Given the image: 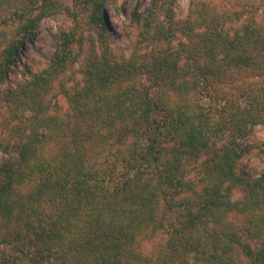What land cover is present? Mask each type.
I'll list each match as a JSON object with an SVG mask.
<instances>
[{
	"label": "trees",
	"instance_id": "1",
	"mask_svg": "<svg viewBox=\"0 0 264 264\" xmlns=\"http://www.w3.org/2000/svg\"><path fill=\"white\" fill-rule=\"evenodd\" d=\"M115 2L84 0L97 37L73 17L49 67L0 97V264H264V142L262 168L241 166L264 126V4L192 16L177 48L174 0H154L127 56L106 33ZM60 10L23 14L0 83ZM77 65L81 80L58 81Z\"/></svg>",
	"mask_w": 264,
	"mask_h": 264
},
{
	"label": "rangeland",
	"instance_id": "2",
	"mask_svg": "<svg viewBox=\"0 0 264 264\" xmlns=\"http://www.w3.org/2000/svg\"><path fill=\"white\" fill-rule=\"evenodd\" d=\"M43 0H7L0 11V43L5 46L17 38L22 17L34 6H38ZM60 4L61 10L55 16L43 19L37 28V31L26 42L21 51L19 62L9 70L8 78L4 83H0V97L6 90L15 89L20 84L31 79L32 75L47 69L56 52L58 42L60 41L61 31L71 29L74 25L73 17H77L82 26L86 41L95 39V31L90 32L88 19L90 11L83 3L84 0H54ZM263 0H174L166 24L174 27V33L169 37L166 43L169 46L182 48L181 42L187 43L189 37L184 30L185 22L192 16H196L199 21H211L215 15L219 17H228L238 10H248L254 5H258ZM154 0H116L114 4L108 5L105 11L107 21V36L110 44L117 50L125 52L129 56L140 32L138 22L139 16H144L152 8ZM68 8L69 11H65ZM232 17V16H231ZM234 19L228 21V28L237 25ZM24 20V19H23ZM242 23V21H241ZM202 31V29H200ZM233 32V31H231ZM87 43V44H88ZM86 45L83 52L86 53ZM80 66H76L73 72L66 76H61L58 81L71 86L73 83L72 74L77 80L82 76L78 73ZM56 100L59 105L67 107V100L63 97L60 88L56 89ZM0 107V116H1ZM264 142V126H253L248 134L242 138L241 144L246 153L243 157V164L246 170L256 171L263 166L259 148ZM4 154L0 151V162ZM242 197L240 191L234 192V200ZM52 264H63L61 262Z\"/></svg>",
	"mask_w": 264,
	"mask_h": 264
}]
</instances>
